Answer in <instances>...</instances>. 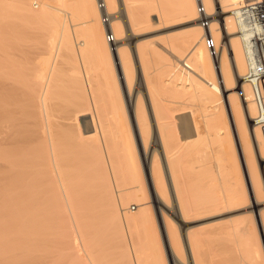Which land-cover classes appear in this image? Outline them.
<instances>
[{
  "label": "bare ground",
  "instance_id": "bare-ground-1",
  "mask_svg": "<svg viewBox=\"0 0 264 264\" xmlns=\"http://www.w3.org/2000/svg\"><path fill=\"white\" fill-rule=\"evenodd\" d=\"M252 1L202 0L206 12L213 16L210 31L219 47L214 59L202 41L204 30L196 21L195 0H103L110 14L109 27L102 23L96 0H55L56 6L50 0H0V27L9 20L12 23L16 16L28 25L43 24L47 33L41 58L29 75H25L11 43H0V264H17L20 258L23 262L19 264H42L48 256L53 259L50 263L55 264L59 248L71 255L77 252L74 260L81 258L85 264H99L107 251H103L100 259L97 251L101 248L97 251L95 248L100 242L104 245L105 240L111 247L119 242L120 251L118 256L115 254L119 258L115 260L120 259L122 264L163 263H159L152 243L156 234L155 239L152 235L158 231L153 230L156 228L153 206L147 202L148 197L142 196L147 194L146 184L154 209L163 220L165 234L162 233L169 245L166 251L174 264H184L174 252V241L180 238L176 223L186 224L189 217L222 204L208 162L211 152L219 156L217 168L226 195L224 204L239 205V210H249L250 217L257 211L264 230V135L253 123L256 106L251 88L244 80L245 47L233 16L238 6ZM118 7L119 18L115 16ZM69 15L73 22L82 20L79 25L83 29L74 32L71 28L76 25L66 20ZM182 19L192 25L181 31V38L172 39L174 34L169 35L168 40H172L168 41V47L161 46L159 40L160 48L151 44L154 40L135 45L139 67L134 71L127 42L154 25ZM108 31L114 36L113 44L106 42ZM77 39L81 41L75 42ZM151 56L157 60L151 63L153 71L148 73ZM110 60L119 65L131 105L128 112L115 104L120 99L118 91H112L116 80L113 84L105 70L111 69L107 67ZM59 66L68 67L75 86L66 90L70 96L65 91V95L56 91ZM134 78L148 97L149 109L144 107L143 95L134 97ZM114 96L118 98L114 100ZM128 114L131 120L133 114L135 132ZM175 118L178 131L174 129ZM234 140L245 164L244 176L236 160ZM187 155L200 159L202 165L194 161L196 166L201 165L195 170L203 168L204 176L210 175L211 184L199 203L193 202L187 185L184 186ZM131 200L135 201L134 212L128 209ZM18 204L22 206L17 207H23L22 223L17 220L15 224L12 219L8 225L6 220L11 213L8 207ZM53 216L58 218L54 223H59L55 231L61 232L57 250L54 245L57 236L53 234L54 239L45 236H49L47 230L56 226L51 227L49 219ZM97 217L102 219L99 229L105 235L99 244ZM11 223L17 228L12 229ZM18 224H22L19 229ZM242 226L234 228L240 236L237 248L241 258L235 263L246 264L250 260L264 264L259 242L251 240L250 232L256 225L251 229V225ZM12 230L17 232L13 237ZM228 232L230 235H223L232 240V229ZM186 234L189 247L194 245L189 250L195 258L201 245L200 235ZM12 238L17 239L14 242L18 245L11 242ZM49 240H53L54 248L49 246ZM7 246L14 249L10 252ZM193 257L191 264H203L198 256Z\"/></svg>",
  "mask_w": 264,
  "mask_h": 264
},
{
  "label": "rangeland",
  "instance_id": "rangeland-1",
  "mask_svg": "<svg viewBox=\"0 0 264 264\" xmlns=\"http://www.w3.org/2000/svg\"><path fill=\"white\" fill-rule=\"evenodd\" d=\"M50 4H52V5H55L56 4L57 5V3L55 2V0L54 1L50 0ZM118 9H119V7L116 8V14H115V16H117L119 18V12L120 11ZM54 13H55V11H54ZM55 14H59V13H55ZM59 15L61 17H63V14H59ZM214 18H215V16H214ZM66 20L70 21L71 20V15L66 16ZM215 20L217 21L216 18H215ZM10 21L11 20L7 21V24H3V26L0 27V43H11L12 49H14L17 52V54H18V62L22 66L25 75H29L31 73V71H33L36 68L37 63L39 62V60L41 58L42 50H43L44 44L46 43L45 39L47 40V37H46L47 36V33L44 31V29L46 27L43 24H40V25L30 24V25H28V23H26V22H21L22 20H19L18 18H16V16L12 19V21H13L12 23ZM176 21L177 20H175V22L172 21V23L171 22L169 23V21H168V23H166V25L165 24L164 25L161 24L162 26L159 25V24H158L159 26L158 25H154L151 28L145 30V32L143 31L142 34L138 35L132 41H128L127 42V45L129 47L128 48L129 49L128 50V53H129L128 57L130 58V62L132 63V66H134L133 67L134 68V71H136L137 70L136 68L139 67V63H137L138 60L136 58L137 55H136L135 50H134L135 45H137L139 43H143V42L144 43H147V41H149V40H150L149 41V43H150V42H152L151 40H154L151 44L154 45L156 43L157 45L156 44H155L156 46L154 45L156 48H160L161 43H162L161 46H163V44H165L164 46L165 47H168V44H169L168 41L169 40H172L175 37L176 38H181L183 36L182 35L183 32H181V31H184V29H187L190 25H192L191 23H187V20L186 19L178 20L177 22ZM81 22H83V21L82 20H77V21H74L73 22L71 20L72 25H74V24L76 25V27H73L71 29H73L74 32H75V29H77V30H78V28H79V30L80 29H83L82 26L79 25V24H81ZM83 27H84V25H83ZM172 34H174L175 36L174 35L171 36ZM168 37H170L172 39H169L168 40ZM162 38H164V39L161 41ZM157 40H159L160 45L157 42ZM77 41L80 42L81 39L75 40V42H77ZM158 50H161V49H158ZM163 53L164 52H162V56L163 57H167V55L166 54H163ZM155 57H153L154 60H153L152 56H151V58L149 57V59H148V66H147V72L148 73H151L153 71V64L154 63L153 64H151V63L153 61H156L157 60V58H155ZM150 59H152V60H150ZM106 64L104 65V69L106 67ZM109 66H111V69L112 70L110 69ZM59 67H61V66H59ZM59 67H58V69H59ZM107 67H109V68H106L105 69L106 72L108 71L107 73L109 75V76H107V78L109 77L108 79L111 80L112 82H113V80L114 81L116 80V85H115L114 89L112 88V91H114V90L116 92L118 91V94H119V97H120V99H118V100H120V102L118 100H116L115 101L116 102L115 104H116V106L119 107V109L122 108L124 110V112L125 111L128 112L129 106L131 107V105H129L128 94H127V91L125 89V86L123 88V80L121 81V77L122 76H121V73H120L119 65L117 66V63L113 60V61H111V63L109 62V65ZM149 67H150L151 70L149 69ZM110 72H111V75L109 74ZM58 73H57L58 76L56 74V76H57L56 77V83L59 86L57 88L58 90L56 89V91H59L60 93H62L64 95H65V93L63 91H65L66 92V95H69L70 96V93L69 92L67 93V91L73 89L75 86L71 82V78H70L69 73H68V67L67 66L61 67L59 69V72ZM113 84H114V82H113ZM132 86H133L132 87V92L135 95L134 97H136L138 94L140 96L143 95V96H141L142 97L141 99H142V102L144 104V107L146 109H149L150 103H149L148 97L145 94V92L143 91V89L141 87H139V83H138L137 78H134L133 83H132ZM111 87H112V84H111ZM115 97L116 96L113 97L114 100L116 98H118V97H116V98ZM173 106L175 108L177 107L176 104H174ZM188 109L189 108H187L186 110H188ZM189 110L191 111V108ZM189 110H188V112H189ZM90 111H92V113H93V110L90 109ZM130 111H132V113H133V107H132V109L130 108ZM177 114L178 113H174V115H176V116H177ZM128 116H129V114H128ZM129 119H130V125L133 126L135 124L134 123V120H133V114H132V120H131V116H129ZM131 122H132V124H131ZM173 123L175 125L174 126V129L178 131L179 130L178 120L176 118L174 119ZM132 131H133V127H132ZM134 132H135V125H134ZM231 141H232V137H231ZM234 143H235L234 146L236 147V150H237V146L239 148V145H238L237 142H235V140H234ZM238 152L239 151L237 150V154L238 155L236 154V156H237L236 157L237 158L236 160L238 162V165L240 166L239 169L243 173V176H244V175H246L245 164H244V161H243V157L241 156V153L239 155ZM193 157L190 156V155H187V157L185 158V168H186V170L184 169V173L187 172V175L186 174L185 175L187 176L188 179L185 177V175H183V178L185 177V179H186V183H184V186H185V184L187 185V187L186 186L185 187L188 188L189 196L193 200V202L199 203V202H201L203 200V196L206 193L207 188L211 184L210 181H209L210 179L208 178L210 175L206 173L208 176L207 175L204 176L205 175V170H202L203 168L202 169L200 168L199 171L195 170V168L198 169L197 166H201L202 163L198 161L200 159L197 160V156L194 157V158ZM218 157L219 156H218L217 153L211 152L210 155H209V157H208L209 161H208V159H206V160L210 164L209 166L211 167V171H213L212 172L213 173L212 176L216 178L217 193H219V196H220V198L222 200V204L219 205V206H216V207L215 206H212V207H210V208L202 211L201 213H198L195 216L189 217L188 218L189 221L186 224H183L182 225V224L176 223V226H175V228L177 229L176 231H178V235L180 236V238H178L179 240L177 239V241H174V243L176 242L175 243V247H174L175 248L174 252H175V254L179 255L180 258L177 256L179 260L180 259H181V261L184 260L183 261V263L185 262L184 264H191V262L193 260L191 258L195 255L192 250H189L194 245L191 246V247H189L190 244L186 240L187 239V234L186 233H188V232L189 233L190 232L191 233H197V234L199 233V235H200L201 245L202 246L200 245L199 247H197L198 255H196L195 258L198 256L197 259H199V261H202L203 264H209V263L210 264H236V263H238V261L241 259V258H238V257H240L239 256L240 255V253H239L240 251L237 248V240L239 239L240 236H239V233H237V234L235 233L234 228L236 226L243 228L242 225H244V224L247 227H248V225H249V227L251 225L250 229L253 227V224L256 225V226L253 227V231L254 232L251 230L252 232H250V234L252 233L251 234L252 237H251V235H250V237H251V240L252 239H255V241L252 240L253 243L254 242H255V244L257 242L260 243V244L259 243H257V244L260 245V248L262 250V255H264V230L261 229L260 219H259V216H258L257 211H254L253 212V215L254 216L252 215L253 217H250L251 215H249V213H248L249 210L248 211L247 210H241V209L239 210L238 209V208H240L239 205H232V207H231L229 205L224 204V200H225V196L226 195H225L224 190H223L224 189V186H223V183L221 181V176L219 174V169L217 168ZM138 160H139V163L141 164V156H140V154H138ZM195 160L197 162H199L201 165L198 164L196 166L197 162L195 164L194 163ZM207 161H205V162H207ZM200 171H204V172H200ZM244 179H245V177H244ZM246 182H247V176H246L245 184H246ZM146 189H147L146 190L147 191L146 192L147 193L146 196H145V194L142 195V196H144L145 198L148 197L146 199L147 202H149V203L151 202L150 203V206L151 207L153 206L152 207V210L154 211V216H155V222L154 223H156L155 224V227L156 228L155 229L153 228V230L154 231H158V232H155L154 233L153 230H150L152 233H154V235H152V234H150V235H152L153 238L155 239L154 236L156 234V239L155 240H158L159 242L157 241L156 244H155V240H154V242H153L152 239H150V240H152V243H154L153 246H155L156 249L159 248V247H161L159 250L158 249L157 250L155 249V251L158 253L157 256H158L159 263H160V261L161 262L163 261V263H161V264H174V261H173L172 257H170L171 255H169L167 253L166 248H165V247H167L168 242H167V238L164 235L165 234L164 233L165 231L163 230V220H162V217H161V215H159L160 213L158 212V214H157V212L154 209L155 208V203L152 201V198H151V196L149 194V187L147 186V184H146ZM144 202H146V201H144ZM134 203H135L134 200L129 201V204H128L129 205L128 206L129 208L128 209L129 210L131 209L130 210L131 212H134V210H135V209L132 210V207L133 208L135 207V204ZM19 205H21V204L16 205V207L14 205L15 208L13 207V205H12L13 208L12 207L11 208L8 207V210L11 209L10 210V212H11L10 214L8 213L9 211L7 212L8 215L10 216L8 219H7V216L5 215V217L7 219L6 221L9 220L8 223H7L8 225L11 222L12 219L14 220V221L12 220L13 223L16 221L15 224L18 223L17 220H19L20 222L22 221L21 219L23 218L22 217V212H23L22 209H23V207H20L21 208L20 209L19 207H17ZM54 206L56 207L57 205L55 204ZM54 206L51 205L50 207H54ZM56 209H57V207H56ZM56 209L55 208L53 209V212L55 213V215L57 213V212H55ZM51 210H52V208L49 209V211H51ZM243 215H244V218L245 219L243 218ZM100 216H102V215L99 214L98 217L100 218ZM55 217L56 216H53L54 220L51 217L49 219V220H51V222L49 221L51 223V227H52V225L53 226L56 225L54 228L52 227L54 230H50V231H54L55 233L52 232V234H50L51 232L49 230H47V232L49 233V236H48V234L45 235L48 238H50V236H51L53 239L57 236L54 239V242L59 241L58 240V237H60V235H58V234L61 233V232H58L57 233L58 230L55 231L56 227L59 228V226H58L59 223H58V225L54 223V221L56 222L57 219H58L57 217L56 218ZM98 217H97V219H99ZM97 219H96L97 229H95V230L98 231V236L99 237L97 236V241H98V244H99L100 241H103L104 240L105 235H103L104 234V231L103 230L100 231L101 229H99L100 226H101V224H102L101 223L102 222V219L101 220L100 219L97 220ZM2 221H5V218ZM52 222H53V224H52ZM50 223H48L49 229H50ZM15 224H12L11 223V225H13L12 226V229H14V226L17 228V226ZM19 226H22V224L21 225L18 224V229H19ZM8 227H11V226H8ZM161 227H162V229H161ZM9 229H11V228H9ZM151 229H152V227H151ZM231 229H232V240L231 239L229 240V237H227L228 235H230V233L228 232V230H231ZM10 232L12 234L11 235L12 237H13V234L14 233H17L16 231L14 232V230H12ZM10 232L8 234H10ZM45 232H46V230H45ZM99 232L101 233L100 235H99ZM227 233H228V235H227ZM53 234L55 235V237H53L54 236ZM223 234L227 235L226 237L228 239ZM16 237H17V235H16ZM52 238H50V239H52ZM20 239L21 238H19L18 241H20ZM225 239H226V241H224ZM15 240H17V239L15 238L11 242H14ZM45 240H47V239H45ZM52 241L53 240H49V242H50L49 246L52 245V243H51ZM107 241L108 240H105L104 241V245H103V242H100L102 244H100L99 247L97 246V248H95L96 251L99 250L100 248H101V250H102V248L104 249V250H102V252H101V250L97 251V254L100 253V256H99L100 259L102 258L101 256H102L103 251L106 250L107 253L106 252H104V253L107 254V255H105L103 253L104 254V258H102V260H99L98 259L99 257L96 254L97 256H96V259L95 260H96V262H97V260H99L98 261L99 264H117L120 259L117 260L118 262L115 259L116 258H119L117 256H118V252L120 251V247H119L120 244H118L119 243L118 241H116V242L114 241L116 243V245L114 243H112V245L114 244L113 245L114 247L113 246L111 247L110 246L111 244L110 243L108 244ZM230 241H232V242H230ZM20 242H23V241H20ZM106 242H107L108 246L106 245ZM112 242H113V240H112ZM190 242H191V240H190ZM14 243H13V245H14ZM192 243H193V241H192ZM11 244H8V246L10 245V247H13V245H11ZM56 244H57V242L54 245H56ZM157 244H158V246L159 245L160 246L157 247ZM16 245H18V244H16ZM54 245H52L53 246L52 248L55 247ZM8 246H7V248H9ZM116 246H118L119 248L117 249ZM14 247H16V246L14 245ZM17 247H19V246H17ZM57 248H58V246L56 245V250H57ZM113 248H114V250L117 249L116 251H113L114 255L111 252V250ZM12 249H14V248H11V249L9 248V251L11 252ZM192 249H194V247ZM15 251H13V253ZM63 251H64V254L62 255ZM63 251L62 250L60 251V248H59V250H57L55 252V255H57V258H58V259L55 260V261H57V263H55V264H78V263L79 264H85L83 262V260H81V258L80 259L76 258V260H74L75 259L74 256H75V254L77 255V252H75V254L73 253L74 255H71L72 253L70 254L69 251L68 252L66 250H63ZM65 251L67 253H69V255L67 253L65 254ZM16 252H18V251H16ZM19 253H21V252L20 251L18 252V256L19 257H21V256L23 257V255L21 254V256H20ZM109 254H110V256L112 254V256L111 257H108ZM115 254H117V256ZM191 254H194V255H191ZM61 255H62V257H61ZM70 255H71V257L68 259V257ZM11 256H15L16 257L17 255L16 254L15 255L12 254ZM80 256H82V253L81 252H80ZM60 257H61V259H60ZM21 259L22 258H20V260ZM64 259L67 260V261H65ZM20 260H18V261L19 262H23L22 261L23 259L21 261ZM52 260L53 259L48 256V259L47 260H44V259L42 260V264H46V263L51 264L50 262ZM205 260H207V263H206ZM235 261H236V263H235ZM19 262L17 264H19ZM120 262H122V261H120ZM53 263L54 262H52V264ZM198 263H200V262H198ZM252 263H253L252 261H250V260L247 261L246 260V264H252ZM257 263L258 262L254 261L253 264H257ZM120 264H122V263H120Z\"/></svg>",
  "mask_w": 264,
  "mask_h": 264
},
{
  "label": "built area",
  "instance_id": "built-area-1",
  "mask_svg": "<svg viewBox=\"0 0 264 264\" xmlns=\"http://www.w3.org/2000/svg\"><path fill=\"white\" fill-rule=\"evenodd\" d=\"M97 8L101 13L102 23L109 27V16L103 0H96ZM197 6L196 21L204 30L202 37L205 48L214 59L218 55V45L210 31V22L213 16L208 14L202 0H195ZM234 18L239 26V34L244 43L247 59L245 82L250 86L253 101L256 106L254 125L264 135V0H254L238 6L234 11ZM106 42L113 44L114 36L106 32ZM132 210L134 208L132 207Z\"/></svg>",
  "mask_w": 264,
  "mask_h": 264
}]
</instances>
